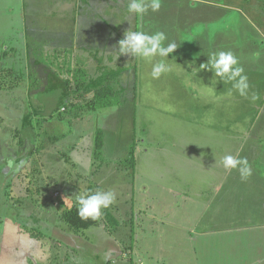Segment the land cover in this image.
I'll list each match as a JSON object with an SVG mask.
<instances>
[{"label": "rangeland", "instance_id": "374dc122", "mask_svg": "<svg viewBox=\"0 0 264 264\" xmlns=\"http://www.w3.org/2000/svg\"><path fill=\"white\" fill-rule=\"evenodd\" d=\"M34 3L43 16H94L90 28L109 44L98 63L80 62L88 79L77 90L76 56L61 45L0 38L17 50L0 46V264H264V0H161L143 17L128 0ZM129 28L177 43L171 71L153 79L159 57L116 58ZM220 51L244 69L247 98L203 69ZM110 75L122 104L89 110ZM225 155L246 158L251 175L224 169ZM97 190L115 194L98 225L61 220L75 193Z\"/></svg>", "mask_w": 264, "mask_h": 264}, {"label": "clouds", "instance_id": "9594fccd", "mask_svg": "<svg viewBox=\"0 0 264 264\" xmlns=\"http://www.w3.org/2000/svg\"><path fill=\"white\" fill-rule=\"evenodd\" d=\"M161 0H151L148 4L145 0H128L127 12L143 17L149 8L153 12L160 9ZM166 35L157 31L151 35L143 31H131L130 28L124 33V38L119 40L116 46L117 59L121 55H126L153 62L157 57L160 59L153 63L151 77L158 79L162 74L171 71V66L166 63L169 55L174 53L178 47L176 42L164 46ZM208 60L203 64V69L213 73L214 77H219L222 82L231 83L240 96H248V77L244 74V69L239 66V61L231 51L212 52ZM253 101L259 99L257 94L251 96ZM226 170L237 169L242 179H247L251 175V168L246 158H237L232 155H225L220 161ZM13 161H7V167L13 168ZM78 216L81 220H98L103 215V209L109 208L115 201V194L112 191L97 190L93 193H80L76 196ZM107 259V256L105 257Z\"/></svg>", "mask_w": 264, "mask_h": 264}, {"label": "crops", "instance_id": "0c3cea01", "mask_svg": "<svg viewBox=\"0 0 264 264\" xmlns=\"http://www.w3.org/2000/svg\"><path fill=\"white\" fill-rule=\"evenodd\" d=\"M60 1L63 2V0ZM2 5L3 7L0 8V38L6 37L14 39L20 36L27 43V48L32 44L31 36L35 37V40L39 38H45V40L50 39V49L53 48V46L61 45V49L72 55V58H74V55L76 56V65L74 68L81 69L82 63L80 62H84L85 59L88 63H98V61H101L99 60L101 59V47L109 44L108 41H102L100 39V30L97 35V31L90 28L91 24L89 23H93L92 20L94 16L83 17V14H81L77 19L75 18L70 21L68 13L65 12L43 16L40 13V6H36L34 0H6V3ZM55 16H57L58 19L55 18ZM57 21L62 23V26L64 21H69L67 32L64 26L63 28L59 26L60 28L57 27V32L59 33L55 32V34H51L53 31V23ZM45 32H50L51 35L41 34ZM15 43L13 44L12 42L10 46L5 43H0V46L9 47L10 50H12L11 53L14 54L17 53ZM55 49L59 48L56 47ZM70 63L73 64L69 61L68 65ZM75 195L77 196L78 194L75 193ZM51 213L54 212H50L49 214ZM51 218L53 219V217ZM124 255L126 254L124 253Z\"/></svg>", "mask_w": 264, "mask_h": 264}, {"label": "trees", "instance_id": "16d2710c", "mask_svg": "<svg viewBox=\"0 0 264 264\" xmlns=\"http://www.w3.org/2000/svg\"><path fill=\"white\" fill-rule=\"evenodd\" d=\"M6 52L8 50H5ZM82 69H77V74H76V81L77 82V90H83L86 87L87 83V75L84 74V78H78L77 76H81ZM2 77H0V82L2 81ZM108 83H104L101 86L95 87L91 90V96L88 97L85 102L86 108L89 110H97L100 108H107V107H112L118 104H122V101L120 100V93L112 86L117 82V77L110 75L108 78ZM68 83L70 84L71 81L67 80ZM2 84L0 83V87ZM85 92V91H84ZM90 91H86V93ZM71 106H75V104H71ZM95 148L101 149L103 148L105 144V134L102 128L98 127L95 131V140H94ZM135 148H136V143L135 140L130 146V158H132L135 155ZM78 203H75L73 206L70 208H66L65 210L62 211L61 214V220L64 221L69 225L70 228L76 230V231H81L84 229H88L91 226L98 225L101 222V218L98 220H89L83 221L79 218L78 216Z\"/></svg>", "mask_w": 264, "mask_h": 264}]
</instances>
